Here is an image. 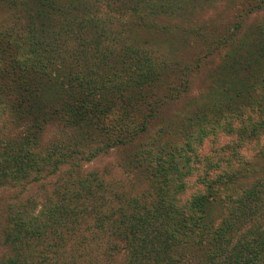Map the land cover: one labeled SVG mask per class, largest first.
<instances>
[{"label":"trees","instance_id":"trees-1","mask_svg":"<svg viewBox=\"0 0 264 264\" xmlns=\"http://www.w3.org/2000/svg\"><path fill=\"white\" fill-rule=\"evenodd\" d=\"M35 1L42 13L30 11L25 26L9 25L2 12L29 4L0 0V189L25 187L70 160L80 166L87 154L77 147L90 142L96 145L89 158L130 146L123 166L133 174L126 194L108 190L101 177L79 175L71 189L66 184L56 193L61 201L44 220L23 211L12 227L17 251L0 264H79L77 256L71 260L73 247L95 239H105L99 264H264V40L248 36L243 55L231 56L238 73L229 64L208 72L210 97L198 98L178 124L168 119L152 133L167 119L162 107L189 91L192 74L184 72L178 87L155 98L165 70L161 57L139 47L117 51L106 31L129 19L178 31L185 22L179 12L194 16L192 5L208 0ZM172 16L180 22L163 24L174 22ZM192 25L184 29L188 37L200 32ZM235 34L214 48L210 42L193 73L215 52L231 50ZM187 36L184 50L192 41ZM51 131L66 135L63 149H71L56 162L63 143L47 149L44 135ZM87 221L92 227L82 231ZM49 239L58 240L47 246L54 255L49 261L41 254L40 261L37 242Z\"/></svg>","mask_w":264,"mask_h":264},{"label":"rangeland","instance_id":"rangeland-1","mask_svg":"<svg viewBox=\"0 0 264 264\" xmlns=\"http://www.w3.org/2000/svg\"><path fill=\"white\" fill-rule=\"evenodd\" d=\"M262 1L264 0H208L206 4H204L205 1L201 2L199 4L200 6L192 5V9H198L197 11H193L195 13L194 16H191V11L184 13V9L179 12V15L185 22L180 26L178 31L177 29L168 31L165 28L154 31L153 27L143 28L136 20L132 19L127 20L124 25H120L119 27L115 25L111 30L106 31L105 38L108 39L107 41L110 44L114 42V47L117 48V51L124 47H130L131 51L135 48L138 50L137 48L139 47L149 55L155 54L157 58L161 57L159 61L162 64V68H165V70L164 74L161 75L163 80L158 83L160 91L154 92L155 98H162L166 93H170L171 90H173L171 87H178L179 83L184 81V72L192 74L189 78V91L184 94L183 89V91L175 95L174 101L162 107L161 113H163L167 119L163 122L159 121V125L153 127L152 133H158L163 125H168V119L173 118V121L177 122L184 116V111L188 107H193V103L198 98H203L204 95L206 98L210 97V94L207 95L205 92L207 90V84L210 81L208 72L221 65L228 64L232 66V69H236L237 71V65H235L231 56H236L238 54L243 55L242 47L246 45L242 42L248 39V36L253 38L257 43L260 39L264 40V35L261 33L264 30V9L261 8L258 10L257 8V3ZM24 2H27L29 6L23 7L21 6L22 4H17L18 6L10 11L7 12L5 10L2 12L4 17H7L5 19L10 21L9 25L18 22L26 26L30 23V11L34 12L35 10L37 13H42L41 5L35 0H24ZM234 2L237 4H240L239 2H244V4L236 7L233 5ZM164 19L167 18L164 17ZM172 19L174 22L166 21L163 22V24H177L180 22V20L174 16H172ZM159 23L157 24L159 25ZM154 24L156 25V23ZM191 24H196V28L200 27V32L195 31V33L191 34V37H188L189 32L184 34V29L188 28V31H190L191 28H194L193 25L190 27ZM203 25L206 29H204ZM3 27L5 28L4 25ZM235 32L236 34L231 42V50L229 48L219 49L221 52H215L213 56L208 58V64L203 62V67L199 68L198 66L199 70L193 73V69L196 65L195 61L204 59L203 56L206 54L205 48L210 42H212L211 44H213L214 48L216 46L215 44H218L220 40L223 41L224 37L230 33L234 34ZM186 34H188V36ZM184 35L192 39V41L188 43V50H184V45H182L184 44ZM257 37H259V39H257ZM245 42H247L248 47L252 43L248 40ZM69 43L71 47H74L73 41ZM236 43H239L240 46L237 47ZM67 48L69 52L75 50L70 47ZM186 66H190L189 70L185 68ZM181 78L183 79L182 81H180ZM163 81L164 83H162ZM174 93L176 94V92ZM178 123L179 121L175 123V125ZM50 127L51 125L46 127L45 130L48 131ZM63 136L66 135L59 137L52 131L51 134L48 132V135H44V142L49 150L53 149V143H63L51 162L58 161L60 153H66L71 150L63 149L68 145V142H66ZM56 137L59 138L56 139ZM146 142H148V140ZM146 142L142 141L141 143ZM95 145V143L91 142L88 145H78L77 150L85 155L87 154L86 158L80 155V166H76L74 164L75 162L70 160L68 164L61 165L59 170H52L55 171L54 173H51L52 171L45 172L41 175L39 180L27 184L25 187H22L21 182L19 186L18 184H10L0 189V260L9 258L17 251V242L13 235L15 232L12 230V227L19 223L16 221L18 218L20 219L22 212L26 211L30 212V214H38L40 212L44 220L45 212L53 210L56 202L61 201L60 198L57 199L56 193H62L66 184L68 191L77 176L81 175L84 178L88 177L92 179L94 177H101L109 183L110 187L107 188L108 190H114L120 194L130 192L129 184L133 173H130L128 169L123 166V162L133 153V149H130V146L127 148L128 150L124 151L113 149L109 152H99L97 156L89 158L90 154H92L95 149ZM78 170L80 171L79 174ZM99 193L101 194L103 191L99 190ZM50 200L53 201L48 203ZM25 207L27 210H24ZM88 227H92L91 221L81 224L82 231ZM51 240L58 243V240L55 239H49L48 242L45 241L43 243L40 241L37 242L35 249H39L40 252L37 250L35 254L38 255L37 257L40 261H43V256L41 254H43L44 257L47 256L49 261L52 259L54 254L49 251L51 248H47L48 244L53 243ZM95 241L96 243L93 242L89 244L93 248L92 251H89V245H87L85 247L81 246V248L78 249L73 247V252L66 250L61 253L67 255L71 252L73 255L71 260L77 256L79 264L89 263V260L96 261L99 264L100 258L97 257H99L100 252H98V249L105 239L104 241L95 239ZM54 259L56 258H53V260ZM63 260L64 259H62V261ZM65 260H67V258Z\"/></svg>","mask_w":264,"mask_h":264}]
</instances>
